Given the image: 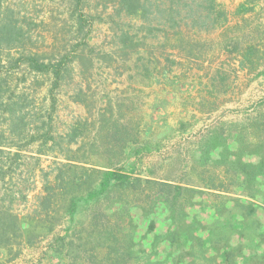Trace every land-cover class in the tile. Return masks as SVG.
<instances>
[{
    "label": "rangeland",
    "instance_id": "374dc122",
    "mask_svg": "<svg viewBox=\"0 0 264 264\" xmlns=\"http://www.w3.org/2000/svg\"><path fill=\"white\" fill-rule=\"evenodd\" d=\"M215 3L227 20L205 31L192 28L188 19L172 27L162 17L144 22L117 15L115 0H0V27L12 24L20 29L18 39L0 40L1 141H8L11 113L19 108L27 123L20 129L21 144L30 139L39 117L51 116L53 132L61 134L79 121H92L100 111L112 108L118 115L120 109L121 120L140 122L141 139L159 144V149L144 154L139 175L200 186L210 183L205 172L204 179L195 178L194 167L213 172L214 182L228 187L227 192L204 188L207 194L196 196L194 205L184 208L188 221L200 222L193 227L192 246L170 249L159 243L161 264H264L262 178L254 197L240 194V176L232 180L234 171L245 165L264 167L260 160L264 75H257L264 69V0ZM120 29L132 34L135 50L122 51ZM27 52L37 53L45 62L68 55V70L55 90L57 101L50 115L49 76L30 71L25 63L15 64ZM207 142L211 160L203 164ZM36 143L25 145L18 159L1 156L0 165L11 170L0 181L4 199L0 203H10L19 216L36 208L41 169L50 170L60 159L51 153L37 154ZM155 211L145 217L138 207L132 209L135 237L147 250L153 234L167 228L165 208ZM150 219L153 227L148 230ZM64 225H58L55 233H62ZM49 239L50 235L31 246L22 245L10 261L0 254V264H58L47 252Z\"/></svg>",
    "mask_w": 264,
    "mask_h": 264
},
{
    "label": "trees",
    "instance_id": "16d2710c",
    "mask_svg": "<svg viewBox=\"0 0 264 264\" xmlns=\"http://www.w3.org/2000/svg\"><path fill=\"white\" fill-rule=\"evenodd\" d=\"M115 9L117 15L123 13L144 22L162 17L172 27L188 19L192 28L205 31L227 20L224 10L215 0H115ZM241 9L239 7L238 12H242ZM81 18L80 26H83L81 22L85 21V17ZM16 28L12 24L2 25L0 40L18 39L20 29L17 28V31ZM118 36L123 52L135 50L136 44L132 42V34L128 30L120 29ZM7 47L10 49L11 44ZM243 58L246 59V55ZM67 61V54L55 62H45L39 59L37 53L31 52L22 53L16 59L15 64L25 63L30 71L48 75L51 79L48 89L49 115L55 109V90L60 87L68 70ZM243 62L240 61L241 67ZM257 75H264V69ZM2 100L3 95L0 94ZM108 112L100 111L92 121H79L61 134L53 132L51 116L47 119L39 117L40 124L36 125L30 139L24 144L20 143V129H26L27 123L22 108L11 113L8 141L0 140V162L2 155L9 160L20 158V150L36 142L37 154L51 153L60 159L53 162L50 170L41 169V193L37 196V205L32 213L19 216L13 212L10 203H0V254L6 260L15 259L22 245L31 246L50 235L47 252L51 258L57 259L58 264H161L163 260L157 258L159 243L168 244L170 249H180L194 239L193 227L200 222L197 219L188 221L184 208L194 205L196 196L203 197L206 193L204 188L227 192L228 187L223 183L218 185L214 182L213 172L196 171L194 167V177L204 179L207 176L210 183L200 186L139 175L137 168L144 154L159 149V144L154 143L156 145L153 146L146 137L141 139L140 122L134 118L121 120L120 114L123 113L120 109L118 115L112 108ZM143 131L148 132L145 128ZM209 143L201 157L203 164L211 160ZM5 147L16 150L12 152L5 150ZM260 160L264 163V151ZM10 170L9 166L0 165V181L5 180ZM236 176L242 180L238 183L241 195L254 197L253 191L260 183V177L264 186L263 166L245 165L234 171L232 180ZM135 207L145 217L156 214L157 207L165 208L167 213L166 231L153 234L149 250L135 237L132 217ZM251 212L252 209L249 215ZM152 222L150 219L148 230L153 227ZM63 223V232L55 233L56 227ZM170 255L171 251L168 257Z\"/></svg>",
    "mask_w": 264,
    "mask_h": 264
}]
</instances>
